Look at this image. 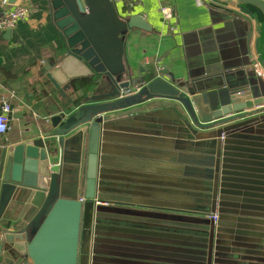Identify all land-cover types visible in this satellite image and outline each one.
Returning <instances> with one entry per match:
<instances>
[{"label": "crops", "instance_id": "crops-1", "mask_svg": "<svg viewBox=\"0 0 264 264\" xmlns=\"http://www.w3.org/2000/svg\"><path fill=\"white\" fill-rule=\"evenodd\" d=\"M113 1L123 15H140L150 26L134 27L125 40L124 63L134 79L161 76L216 90L215 106L229 102V87L264 95L258 7L234 0ZM15 6L28 7L30 16L10 34L0 31V112L2 101L12 106L0 145L41 134L51 111L109 90L66 50L50 0H0V15ZM162 7L171 9L169 19ZM161 102L103 125L92 264H207L212 229V264H264V126L207 136L218 127L199 128L173 102ZM255 109L264 113V105L247 111ZM216 211L222 219L215 228Z\"/></svg>", "mask_w": 264, "mask_h": 264}, {"label": "water", "instance_id": "water-1", "mask_svg": "<svg viewBox=\"0 0 264 264\" xmlns=\"http://www.w3.org/2000/svg\"><path fill=\"white\" fill-rule=\"evenodd\" d=\"M234 1L264 13V0ZM50 5L68 53L109 90L75 108L51 111L41 134L0 145V264L25 257L34 264H92L105 122L166 100L197 127H218L207 136L264 126V113L255 115L262 109L247 111L264 105V95H255L251 86L229 87V102L215 106L216 90L201 92L161 76L134 79L124 63V44L134 27L150 29L140 15H123L113 0H50ZM158 73L170 75L167 69ZM52 81L61 92L66 89ZM214 234L212 229L207 264H212Z\"/></svg>", "mask_w": 264, "mask_h": 264}, {"label": "built area", "instance_id": "built-area-1", "mask_svg": "<svg viewBox=\"0 0 264 264\" xmlns=\"http://www.w3.org/2000/svg\"><path fill=\"white\" fill-rule=\"evenodd\" d=\"M162 12L165 18L169 19L172 16L171 9L169 7H162ZM30 16V9L26 6H15L8 10L4 14L0 15V31H6L14 28L20 21L26 20ZM262 63V62H261ZM262 65V64H261ZM263 79H264V74ZM12 106L9 101H2L1 113H0V134H6L10 129V119L8 114L11 113ZM101 201H97L99 203ZM213 221L219 219V215L214 213L210 216ZM16 264H34L33 261L28 258H21Z\"/></svg>", "mask_w": 264, "mask_h": 264}, {"label": "rangeland", "instance_id": "rangeland-1", "mask_svg": "<svg viewBox=\"0 0 264 264\" xmlns=\"http://www.w3.org/2000/svg\"><path fill=\"white\" fill-rule=\"evenodd\" d=\"M215 213H217V214L219 215V219H218L217 221H215V224L217 225V223H218L222 218H221V215H220L219 212L216 211ZM212 214H214V213H212ZM212 214H211V215H212ZM211 215H210V216H211ZM210 218H211V217H210ZM211 220H212V218H211ZM212 221H213V220H212ZM215 224H214V227L216 228V225H215ZM215 234H216V233H215Z\"/></svg>", "mask_w": 264, "mask_h": 264}, {"label": "trees", "instance_id": "trees-1", "mask_svg": "<svg viewBox=\"0 0 264 264\" xmlns=\"http://www.w3.org/2000/svg\"><path fill=\"white\" fill-rule=\"evenodd\" d=\"M77 104H80V100H79V101H77Z\"/></svg>", "mask_w": 264, "mask_h": 264}]
</instances>
